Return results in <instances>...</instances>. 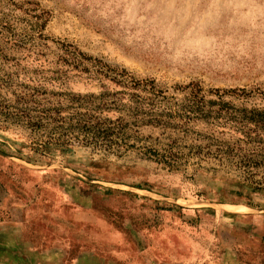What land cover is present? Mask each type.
I'll list each match as a JSON object with an SVG mask.
<instances>
[{"label": "rangeland", "instance_id": "374dc122", "mask_svg": "<svg viewBox=\"0 0 264 264\" xmlns=\"http://www.w3.org/2000/svg\"><path fill=\"white\" fill-rule=\"evenodd\" d=\"M61 45L151 78L176 102L174 86L198 82L264 110V0H0V73L51 70ZM72 76L63 90L98 92ZM138 136L151 140L137 147L166 142L155 129ZM28 146L0 130V264H264V196L256 209L218 204L234 199L219 176L197 177L190 162L169 172L136 150Z\"/></svg>", "mask_w": 264, "mask_h": 264}, {"label": "trees", "instance_id": "16d2710c", "mask_svg": "<svg viewBox=\"0 0 264 264\" xmlns=\"http://www.w3.org/2000/svg\"><path fill=\"white\" fill-rule=\"evenodd\" d=\"M61 50L64 55L51 70H32L31 77L23 69L0 73V130L20 131L38 155L49 147L62 152L72 147L100 153L136 150L169 172L190 162L193 175L219 176L231 188L234 199L220 196L218 204L261 207L255 197L264 196V110L234 108L222 101L233 91L205 92L198 82L174 86L182 95L176 102L151 78L135 79L123 67L73 47L61 45ZM71 76L94 82L98 92L63 90ZM197 122L205 132H191ZM141 128L160 131L166 142L157 141L158 149L137 147L151 140L138 136ZM189 134L195 136L193 143L179 146L180 137Z\"/></svg>", "mask_w": 264, "mask_h": 264}]
</instances>
